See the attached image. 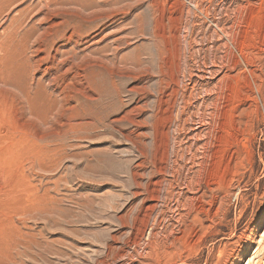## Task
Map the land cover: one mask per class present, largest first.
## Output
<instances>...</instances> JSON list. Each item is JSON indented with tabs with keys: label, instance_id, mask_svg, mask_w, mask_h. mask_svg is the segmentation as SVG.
I'll list each match as a JSON object with an SVG mask.
<instances>
[{
	"label": "rangeland",
	"instance_id": "374dc122",
	"mask_svg": "<svg viewBox=\"0 0 264 264\" xmlns=\"http://www.w3.org/2000/svg\"><path fill=\"white\" fill-rule=\"evenodd\" d=\"M48 1L0 0V264H264V0H67L96 18L87 40L108 34L79 53L124 74L94 133L61 143L40 137L47 102L34 118L3 84L25 43L74 22L43 20ZM135 106L140 153L104 128Z\"/></svg>",
	"mask_w": 264,
	"mask_h": 264
},
{
	"label": "bare ground",
	"instance_id": "6f19581e",
	"mask_svg": "<svg viewBox=\"0 0 264 264\" xmlns=\"http://www.w3.org/2000/svg\"><path fill=\"white\" fill-rule=\"evenodd\" d=\"M66 1L67 0H65V1L64 0H49L48 1L49 5H52L54 8L49 10L48 13L45 14V17H43L44 18L43 20L50 21V19L58 18V16H68L69 18H73L74 22L72 23V21L70 19H68V20H62L61 22H53V23L47 24L48 26L43 30V32L41 34H39L36 37L35 43L33 44V46L30 49L26 45V43H25V45L22 46V48H20V50L22 49V51H20L18 49L19 52L25 56V57L22 56L23 59L20 60L19 65H18V67L21 66L20 67L21 72H23V74L25 76L29 74L28 73L29 71H27V70H29V64H30L28 57H26L27 51L31 52L32 53L31 55H33V57H35L36 60L34 62V65H35V63L38 64V66L36 67L37 68L36 70L40 74V79L37 80L36 85L34 84L35 86H33V87L30 86V83L28 81L24 80L26 77L22 76L23 74H20L18 71H16V73L10 75V77L9 76L6 77V75H5L6 79L4 78L3 75H1V77L3 76V84L7 83L8 87L10 86L12 89H14L20 95H22L24 103L26 105V108L28 109L27 112L30 115H32V117L38 116L37 110L42 108L41 107V108L37 109V107L40 105L38 102V100L40 101L39 98H41V100L43 99V100H45V102H47L48 107L45 104L44 105H45V108L46 107L48 109L50 108L49 112L47 111L50 114L46 116V118L43 120V122L45 124H47V127L49 125L50 128L48 130V133H46L44 136L41 135L40 137H44L45 139L50 138V139L58 141L59 143H61L64 139H66L69 136H75L76 138H85L87 134L95 131V129L97 128L96 127L97 125L94 122V119L96 118L101 123V121H102L101 120V117H102L101 114H105V113H101V112H103L104 105L106 104V103H104V102H106L105 99L109 98L110 96H116L115 98H117V96H120V95H118L119 94L118 93L119 92V85L117 87L115 78L122 75V73L124 74V71L121 72V70H117L118 69L117 66H112V68L109 67L108 66L109 64H106L108 59L105 62L103 59H100L101 57L95 58V57H92V55L91 56H87V55L82 56L79 53V52L82 53L85 50L91 49L92 46L99 44L103 40L107 39L108 34L105 36H102L99 40H95V39H98L96 37L95 38L91 37L89 40H87L89 37L88 31H90V29H91L90 26L95 22L96 18L92 17V16L84 18L83 16H81L78 13L63 10L62 5L63 4L64 5L69 4ZM4 4H5V2H4ZM27 7H29V6H27ZM110 16L112 17V15H110ZM111 17H109V19H111ZM31 27H32V25H31ZM18 28L20 29V25L17 27V29ZM66 29H68V32H65ZM10 32L12 33V31H10ZM11 35H14V34H11ZM112 36L113 35L111 34L110 37H112ZM23 39H25V38H23ZM83 39L85 40L84 42H83ZM6 40H5V43H6ZM15 40H17V39L15 38ZM120 41H121L120 37H118L115 40L116 43L120 42ZM21 45H22V43H21ZM21 45H18V46L21 47ZM103 48H105V47H103ZM92 49H94V48H92ZM96 50H98V49H96ZM101 51H104V50H101ZM89 52L90 51H88V53ZM94 52L97 53L98 51L94 50ZM98 53H97V55L100 56V54H98ZM97 55H95V56H97ZM106 55H108V54H106ZM19 57L20 56H18V58ZM30 57H32V56H30ZM21 58H19V59H21ZM32 59H34V58H32ZM122 59H124V58H122ZM126 60H127V58H126ZM119 62H120V59H119ZM131 65H133L137 70V68H141L140 66H142V60L139 57H136L131 62ZM114 67H116L117 69H115ZM121 68L123 69V67H121ZM121 68H119V69H121ZM31 69H32V67H31ZM33 69H35V68L33 67ZM131 69H133V68H131ZM125 71L127 73V70H125ZM128 72H130V71H128ZM142 72H144V71L142 70ZM35 73H33V74H35ZM141 73H140L141 76H146L148 74L146 72H144L145 75H143ZM2 74H4V73H2ZM31 74H32V71H31ZM123 76H126V75H123ZM22 77H25V78L23 79ZM138 78H139V76H137V79ZM45 79H47V82L44 84L43 80H45ZM121 80H123V79H121ZM146 90L147 89H145V87H143V86H135V87H132L130 89V93L132 92L131 94L137 93L139 95H142V94H145ZM146 94H149V93H146ZM39 95H42V97ZM118 98H119V100H121L120 97H118ZM116 102H118V101H116ZM109 105L110 104L108 103V108H106V109H109ZM122 106H121V108H122ZM45 108H43V109H45ZM47 108H46V110H47ZM141 110H142L141 107L135 106V107L131 108L130 110L126 111L121 117L113 118L112 121L105 122V127H104V128H107L108 126H111V127L113 126L112 128L115 127L116 129H118V131L122 134L123 138L127 142L131 143L134 146V148L137 150V152H139V153L142 151V148L139 145H142L141 140L145 136L141 133H138L136 130L135 131L134 130H126L125 127L123 128L121 125L124 123H128V124L132 125L134 128H136L137 130L139 128H141L142 123L137 121L136 117H135V113L138 111L140 112ZM8 111H10V110L8 109ZM108 112L109 111H106V113H108ZM6 113H8V112H6ZM116 113L117 112H115V114ZM105 115H107V114H105ZM83 116H85V117H83ZM64 117H66V119ZM29 118H31V117H29ZM34 118H36V117H34ZM102 119H104V117ZM36 120H38V119H36ZM40 121H42V120H40ZM40 121L38 120V122H40ZM26 122H27V120H26ZM23 123H24V121H23ZM36 123H37V121H36ZM30 124H29V126H30ZM57 124H58V127H56ZM103 124H104V121H103L102 125ZM25 125L27 126V124H25ZM41 126H43V124ZM45 127H46V125H45ZM31 128H32V126H31ZM97 130H99V129H97ZM28 132H31V131H28ZM31 134H32V132H31ZM40 137H39V139H40ZM54 149H56V148H54ZM49 151H51V150H49ZM36 153H38V152H36Z\"/></svg>",
	"mask_w": 264,
	"mask_h": 264
}]
</instances>
